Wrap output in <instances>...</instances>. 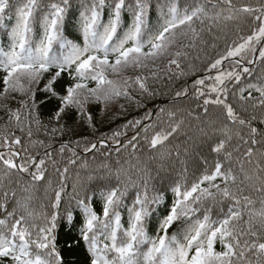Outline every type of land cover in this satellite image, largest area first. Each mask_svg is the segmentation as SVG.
<instances>
[{"label": "snow or ice", "instance_id": "1", "mask_svg": "<svg viewBox=\"0 0 264 264\" xmlns=\"http://www.w3.org/2000/svg\"><path fill=\"white\" fill-rule=\"evenodd\" d=\"M190 49L207 64L188 83ZM258 62L264 0H217L211 11L179 0H0V264H66L65 226L78 231L64 249L82 243L87 264H264V82L250 79ZM164 77L185 81L170 106L98 133L91 105L101 115L116 104L126 112L121 100L143 108L159 95L150 81ZM191 99L200 112L177 107ZM70 114L91 137L62 139ZM191 120L204 125L208 153L191 172L181 159L180 177L157 187L142 151L170 156V138Z\"/></svg>", "mask_w": 264, "mask_h": 264}, {"label": "trees", "instance_id": "2", "mask_svg": "<svg viewBox=\"0 0 264 264\" xmlns=\"http://www.w3.org/2000/svg\"><path fill=\"white\" fill-rule=\"evenodd\" d=\"M247 2H254V0H234V3H247ZM179 3L182 7L192 5V6H203L207 10L211 11L212 6L217 3V0H179ZM215 31V30H214ZM68 33L71 35L75 34L74 29L69 27ZM247 34V30L245 33ZM236 35L234 32L229 33V40L230 43L232 39H236ZM5 43H7L6 35L2 37ZM204 39L208 41L209 44L213 43L212 36L208 35L207 32L204 34ZM217 47L215 49L206 48V52L209 55H215L217 52L221 51L225 47V41L223 39L215 41ZM190 57L189 61L195 69V75H190L187 77V82L190 83L193 79L197 78L198 76L203 74V69L206 67L207 59L205 57L204 52H199L197 50H189ZM197 55H199V59H197ZM186 62V64L188 63ZM230 67L228 62H225V69ZM253 68V75L250 78L253 83H261L264 82V64H260L259 62L254 65L250 66ZM145 74H148V70H145ZM185 81L179 82H170L167 77H164L163 80L158 82L150 81L151 86L155 91L159 93L154 99H145L143 101L144 107L137 108L135 104H127L123 100L120 103H125V107L127 109L126 112L121 113L119 104H116L107 111L106 114L101 115V108L102 105L93 104L90 106L91 111L95 117V122L97 126L98 133L105 132L108 133L111 130L117 128L119 125L126 122L128 119H132L137 116H142L143 113L149 109L156 110L158 105L162 104L169 105L171 98L174 96V92L176 88L184 83ZM0 88H2V84H0ZM255 94V93H254ZM41 98L38 94V99ZM139 99V97H137ZM9 105L11 107H17V103L15 100H9ZM55 107V101L49 102L47 107L41 108V119L44 122H47V118L50 115L51 110ZM177 107H188L190 109H195L197 112H200V109L196 108V101L194 99L191 100H183ZM213 109L210 107V112ZM4 113L0 112V116H3ZM166 121V117L163 118ZM190 119V118H189ZM3 123V121H0ZM66 124L70 131H68L63 140H67L70 137L72 139H78L81 136H92V133L89 129H87L84 125H77L74 114H70L69 117L66 118ZM166 125H161V127ZM204 125H197V122L191 120L190 126L186 127L184 132L176 136L174 139H171V142L168 144V148L171 150V155L166 156L165 158L161 159L157 153H148L147 149L145 148L141 155L142 158L150 170L153 176V183L159 187L161 183H167L169 179H178L183 171V165L180 163V160H186L189 171H193L197 168L198 165L202 164V157L201 152L204 154L208 153L206 141L207 138L204 137L199 132V127H203ZM132 133L129 132V136ZM41 138H44L43 136ZM59 141H56L58 143ZM211 141H207L210 143ZM179 149L180 151V158L178 159L176 156V151ZM185 149H187V155H185ZM214 155V154H213ZM152 157V158H150ZM103 160V157L98 156L97 162ZM82 177L86 178V173H81ZM75 177V170L73 171V178ZM71 190V182H69V191ZM37 196L42 198L43 197V190L41 189L40 192L37 193ZM169 200L171 199V193H168ZM127 216L125 214V221ZM176 226L173 229H170V233L175 231ZM78 229H72L71 231L67 226H65L60 235V245L63 249V254L65 257L66 264H87L88 261V253L81 243L79 247H76L74 251L69 252L67 249H64V241L70 239V237H74L77 234ZM154 234V233H153ZM219 247V245H217Z\"/></svg>", "mask_w": 264, "mask_h": 264}, {"label": "water", "instance_id": "3", "mask_svg": "<svg viewBox=\"0 0 264 264\" xmlns=\"http://www.w3.org/2000/svg\"><path fill=\"white\" fill-rule=\"evenodd\" d=\"M159 108V107H158ZM158 108H157V110H158Z\"/></svg>", "mask_w": 264, "mask_h": 264}]
</instances>
